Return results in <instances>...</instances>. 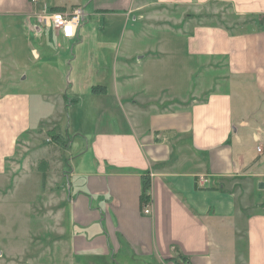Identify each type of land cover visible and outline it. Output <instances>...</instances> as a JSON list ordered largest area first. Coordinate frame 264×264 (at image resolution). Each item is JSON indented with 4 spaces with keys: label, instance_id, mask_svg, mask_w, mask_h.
<instances>
[{
    "label": "crops",
    "instance_id": "0c3cea01",
    "mask_svg": "<svg viewBox=\"0 0 264 264\" xmlns=\"http://www.w3.org/2000/svg\"><path fill=\"white\" fill-rule=\"evenodd\" d=\"M75 7L104 21L103 36L122 21L124 50L99 61L114 63L110 81L102 70L62 102L79 108L77 142L50 130L63 148L43 143L17 62L36 45L28 60L54 89L38 48L90 34L64 40L38 16ZM163 56L170 77L156 75ZM260 132L264 0H0V264H264ZM50 149L63 151L57 175L29 161Z\"/></svg>",
    "mask_w": 264,
    "mask_h": 264
},
{
    "label": "rangeland",
    "instance_id": "374dc122",
    "mask_svg": "<svg viewBox=\"0 0 264 264\" xmlns=\"http://www.w3.org/2000/svg\"><path fill=\"white\" fill-rule=\"evenodd\" d=\"M156 26L162 25L160 24ZM103 27V20L86 18V22L81 24L79 32L81 31L82 35L86 32L90 35H88V38H83V41L78 48L77 44L69 46L67 43L61 44L60 47L52 45L51 49L38 48L40 53L43 55L42 61L49 65L48 69L56 78L54 83L46 85L48 87L47 89L54 88L52 90L45 91L42 88L45 85L39 83V79L36 78V73H38L36 71L40 68V66H43L42 64L44 63L36 64L33 57H31L30 61L28 60V55L31 53L32 47H36V45L31 44L30 47H28L25 43V52L18 58L17 66L28 74V82L23 83V88H27L26 91L32 97L33 114L39 117V123H41L40 126L42 125L43 132L46 134L44 141H46V137H48L47 139H50V143L43 142L44 144L50 145L51 142H55V145H60L63 148H66L68 145V141L58 135H54L53 132H50L51 129H55L56 134H61L65 138L68 137L77 142L75 139L78 138V135L74 134L76 126L74 112L79 110V108L67 112L62 107V102L65 101V103L69 104L70 100L79 99V95L83 91V87L91 83L92 85H98V83L94 80L98 73L100 74L102 70L110 71L108 73L109 78L107 80H111L114 63L111 64V67H98V64H100L99 61L101 59L111 62L110 60H113L115 55L119 54L120 51L123 52L124 43H121L122 32L120 30L123 27V23L118 20L114 26V32L109 35H104L106 37L100 33V28ZM89 31L91 33H89ZM102 38H107L111 43L105 45L106 42L102 41ZM162 58L165 61L160 69L161 72H159L156 68L158 71L156 75L160 73L162 77H170V71L172 70L173 64L171 62H166L168 59L167 56H163ZM146 68L152 70L151 74H153L155 67ZM194 80L196 82L197 79L195 78ZM165 82L166 81L163 80V86L167 91H169V84ZM8 85H10L8 82L2 83L3 92L6 90ZM84 106H89V103L86 102ZM70 126L71 130L68 133ZM83 127L87 128L88 125ZM50 150L52 153V155H50V159H48V154L42 151L43 153L39 152L31 157L28 156L29 161H33L34 168L37 169L41 165L40 161L43 160V164L46 166V169L53 171L54 174L57 175L63 170L61 163L63 151L61 149L58 151L55 149ZM21 153L22 155L27 153L30 154L29 152ZM42 156H45L46 159H43ZM16 220H18V218L14 221Z\"/></svg>",
    "mask_w": 264,
    "mask_h": 264
},
{
    "label": "built area",
    "instance_id": "2783aa9c",
    "mask_svg": "<svg viewBox=\"0 0 264 264\" xmlns=\"http://www.w3.org/2000/svg\"><path fill=\"white\" fill-rule=\"evenodd\" d=\"M35 3L37 0H30ZM87 13L83 7L70 8L63 11H46L38 16L40 25L44 28H53L64 40H73L78 34L81 24L86 20ZM256 140V151L258 155H264V132ZM204 183L203 178L200 179ZM144 213L151 215V206L144 207Z\"/></svg>",
    "mask_w": 264,
    "mask_h": 264
},
{
    "label": "trees",
    "instance_id": "16d2710c",
    "mask_svg": "<svg viewBox=\"0 0 264 264\" xmlns=\"http://www.w3.org/2000/svg\"><path fill=\"white\" fill-rule=\"evenodd\" d=\"M64 9L62 8H51L50 11H54V12H57V11H63ZM148 188L146 187L145 188V193L143 194V201L144 203L148 201Z\"/></svg>",
    "mask_w": 264,
    "mask_h": 264
}]
</instances>
